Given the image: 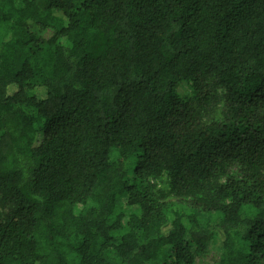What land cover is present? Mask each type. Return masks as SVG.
Here are the masks:
<instances>
[{"label":"trees","instance_id":"1","mask_svg":"<svg viewBox=\"0 0 264 264\" xmlns=\"http://www.w3.org/2000/svg\"><path fill=\"white\" fill-rule=\"evenodd\" d=\"M214 243L217 264L264 258V0H0V264H192Z\"/></svg>","mask_w":264,"mask_h":264},{"label":"rangeland","instance_id":"2","mask_svg":"<svg viewBox=\"0 0 264 264\" xmlns=\"http://www.w3.org/2000/svg\"><path fill=\"white\" fill-rule=\"evenodd\" d=\"M31 30V28H30ZM34 34L41 38L43 41H49L53 36V29L52 28H46V29H40L38 27L35 28ZM192 95V81L186 80L181 82L177 89H176V97L179 102H183L187 100ZM219 118V107L215 111L214 119ZM151 184L153 185V190L155 193H157L158 197L170 204H175L176 198L174 197L173 193L170 190L169 187V179L165 174H162L159 177H154L151 179ZM90 207L91 204H88ZM82 209L81 206H77L75 208V212H78ZM173 210H177L179 212L185 213L188 215L191 212H188V210L182 209L179 205H174L172 207ZM138 214V209L135 206H131L128 203L127 196H120L117 198L116 201V210L114 213L115 219H113V222H115V227L113 229V236L117 239L120 235H122L124 232H127L129 230L128 228V222L130 221L131 217ZM205 216H199L200 225H203L206 221ZM186 222V221H185ZM215 246L211 245L205 250L203 253L194 252L193 255V262L192 264H217L218 263V255L215 249L217 247V243H214ZM189 247L192 248L193 251L196 250L194 245L188 244ZM198 253V254H197ZM170 264H174L173 260H170ZM261 264H264V258L261 261Z\"/></svg>","mask_w":264,"mask_h":264}]
</instances>
